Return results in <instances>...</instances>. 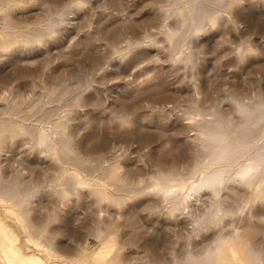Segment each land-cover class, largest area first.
<instances>
[{
    "label": "rangeland",
    "instance_id": "obj_1",
    "mask_svg": "<svg viewBox=\"0 0 264 264\" xmlns=\"http://www.w3.org/2000/svg\"><path fill=\"white\" fill-rule=\"evenodd\" d=\"M1 241L0 264H264V0H0Z\"/></svg>",
    "mask_w": 264,
    "mask_h": 264
},
{
    "label": "bare ground",
    "instance_id": "obj_2",
    "mask_svg": "<svg viewBox=\"0 0 264 264\" xmlns=\"http://www.w3.org/2000/svg\"><path fill=\"white\" fill-rule=\"evenodd\" d=\"M168 15V14H167ZM76 87V86H75ZM78 89V88H77ZM227 96V95H226ZM225 98V97H224ZM210 134V133H209ZM212 167H213V165H211ZM211 166H208V167H211ZM36 169V168H35ZM201 173H202V171H201ZM199 175H202V174H200L199 173ZM196 178V177H195ZM23 184V183H22ZM21 184V185H22ZM24 185V184H23ZM166 185V184H165ZM168 185V184H167ZM27 186V185H26ZM163 186V185H162ZM28 187V186H27ZM160 187V186H159ZM169 189V188H168ZM16 192V191H15ZM14 192V193H15ZM252 199V198H251ZM243 200V199H242ZM245 208V207H244ZM233 210V209H232ZM239 229V228H238ZM237 229V230H238ZM252 235V234H251ZM3 236V235H2ZM239 243V242H238ZM1 245L3 244L2 243V241H1V243H0ZM0 245V246H1ZM3 245H5V244H3ZM2 245V246H3ZM243 247V246H242ZM17 248V250H18V247H16ZM0 250H2V249H0ZM4 250V249H3ZM209 253V252H208ZM212 253V252H211ZM239 253H240V251H238L234 246H233V244L232 245H230V244H228V246L221 252V255L217 258V263L216 264H241L240 262H237L236 260V256H238L239 255ZM242 253V252H241ZM247 253V252H246ZM245 253V254H246ZM205 254H206V252H205ZM205 254H203L202 256H203V258H198V259H196V263H198V264H206V262L208 263L209 262V258L205 255ZM201 257V256H200ZM154 259V258H153ZM181 259V258H180ZM190 259H192L191 257H190ZM193 259H194V257H193ZM31 259H29V261H30ZM179 260V259H178ZM185 260V259H184ZM184 260H183V262H184ZM187 260V259H186ZM185 260V261H186ZM193 261H195V260H193ZM187 262V261H186ZM124 263V262H123ZM181 263V262H180ZM22 264H25L24 262H22ZM164 264H166V263H164ZM183 264V263H182ZM187 264H189V263H187ZM244 264H260L259 262H258V258L257 257H250L249 258V260H247Z\"/></svg>",
    "mask_w": 264,
    "mask_h": 264
},
{
    "label": "snow or ice",
    "instance_id": "obj_3",
    "mask_svg": "<svg viewBox=\"0 0 264 264\" xmlns=\"http://www.w3.org/2000/svg\"><path fill=\"white\" fill-rule=\"evenodd\" d=\"M85 14H86V13H85ZM64 15H68V13H65ZM58 22H59V21H57V20H52V21L50 22V25H49V29H48V30L54 29V28L56 27V24H57ZM31 39L43 40L44 37H43L42 34L37 33V34H34V35L31 37ZM45 47H47V44H45ZM32 51H35V53H36L37 55H41V56L43 55V49L30 50L29 52H26L25 54H26V55H27V54H31ZM126 76H128V74L123 75L121 78L123 79V77H126Z\"/></svg>",
    "mask_w": 264,
    "mask_h": 264
}]
</instances>
